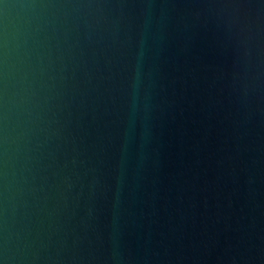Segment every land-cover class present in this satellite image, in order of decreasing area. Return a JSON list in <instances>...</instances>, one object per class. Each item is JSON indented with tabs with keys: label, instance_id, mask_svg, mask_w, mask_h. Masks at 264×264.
<instances>
[{
	"label": "water",
	"instance_id": "water-1",
	"mask_svg": "<svg viewBox=\"0 0 264 264\" xmlns=\"http://www.w3.org/2000/svg\"><path fill=\"white\" fill-rule=\"evenodd\" d=\"M0 264H264V0H0Z\"/></svg>",
	"mask_w": 264,
	"mask_h": 264
}]
</instances>
